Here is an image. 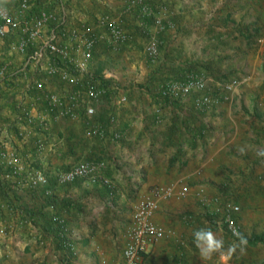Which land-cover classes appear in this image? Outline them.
I'll return each instance as SVG.
<instances>
[{
  "label": "crops",
  "instance_id": "crops-1",
  "mask_svg": "<svg viewBox=\"0 0 264 264\" xmlns=\"http://www.w3.org/2000/svg\"><path fill=\"white\" fill-rule=\"evenodd\" d=\"M148 1L156 9L166 7V16L174 23L173 28L157 33L153 20H142L137 11L123 14L127 0H35V9L44 6L65 15L71 28L86 23L98 33V16L122 17L125 30L133 36L132 42L120 51L101 44L94 59L100 48L127 64L129 55L142 51L140 54L145 56V61L139 68L145 66L147 73L137 80L131 75L120 80L116 74L109 73L106 66L100 67L101 74H98L100 68L95 71L90 67L95 76L105 75L110 83L111 92L98 105L93 118L94 124L108 130V136L103 140L92 137L82 120L64 119L51 121L48 131L36 132L28 142L21 141L15 121L17 104L23 101L32 105L35 97L26 95V85L32 77L45 76L33 70L26 77L20 76L14 82L0 85V143L8 136L10 145L24 157L25 163L36 162L48 174L58 212L65 219L76 246L74 254L60 249L48 205L43 199L46 188L40 187L34 192L18 191L24 205L37 213L36 225L19 228L8 238L0 234V239L8 243L16 241L13 244L17 248L16 254L1 256L0 264H117L122 259L128 241L127 228L135 210L151 196L155 186L176 185L188 193L181 199L160 202L153 222L173 235L149 248L146 264H173V260L179 261L180 255L184 257V254L182 261L189 262L194 230L210 228V222L201 223L194 218L206 214L207 210L196 196L201 187L209 200H236L233 202L243 210H261L264 111L260 110L257 97L249 96L244 101L246 108L243 111L232 110L238 92L231 102L200 112L192 97L168 101L160 98L157 92L161 81L183 79L196 67L205 74L217 76L222 62L235 52L228 51L226 56L221 48L224 45L229 49L239 48L244 44L242 42L249 41L241 34V30L246 31L240 28L242 19L235 20L227 7L217 10L219 4L209 13L207 2L213 0ZM12 4L16 6L15 0H0L2 6L12 8ZM71 12L78 15L71 16ZM231 23L235 24L230 26ZM221 25H227L225 30L219 28ZM152 34H157L159 40V57L154 62L145 52ZM16 39L0 40V66L5 60L12 63L14 70L22 66L24 57L9 50L10 41ZM203 54L207 62L197 66V59ZM75 89L57 77L45 84V91L63 97H68ZM121 96L128 97L126 104L119 103ZM159 106H162L163 114L158 122L155 111ZM38 110L37 113L46 112L40 104ZM111 119H114L113 123ZM114 134H119L120 138L114 139ZM39 137L44 138L46 148L37 157L35 145ZM85 161L104 163L103 174L114 183L115 189L85 179L67 185L57 184V171L68 170ZM25 213L5 210L1 216L14 225ZM239 215H236L237 221L244 224L245 218ZM33 233L42 236L46 245L35 242Z\"/></svg>",
  "mask_w": 264,
  "mask_h": 264
},
{
  "label": "built area",
  "instance_id": "built-area-1",
  "mask_svg": "<svg viewBox=\"0 0 264 264\" xmlns=\"http://www.w3.org/2000/svg\"><path fill=\"white\" fill-rule=\"evenodd\" d=\"M16 7L11 9L0 5V40L10 41L9 50L24 57L22 66L14 70L10 61H4L0 66V85L14 82L20 76L26 77L30 71H39L45 77L35 76L26 85V95L35 97L34 103L17 104L15 121L19 127L18 138L28 142L36 132L48 131L51 121L82 120L87 125L92 137L105 139L108 130L104 126L94 124L93 118L97 114L98 105L111 92L110 87H100L97 77L90 71V64L94 59L96 49L106 45L113 51H120L129 45L133 36L125 30L122 17L104 14L96 19L95 28L82 23L79 28H71L65 15L46 7L35 9V0H15ZM64 8V4H61ZM138 12L142 20H153L157 33L174 27V23L166 16V7L154 8L148 0H127L123 14ZM157 35V34H156ZM153 35L145 49L151 61L159 57V40ZM59 78L61 82L70 84L76 89L63 97L56 92L45 91V84L51 78ZM105 79H109L104 75ZM246 78H234L213 88L211 80L203 73L192 72L183 79H167L158 84L157 92L163 100H178L193 98L195 108L205 112L223 103L232 101L233 96L246 83ZM37 101V102H36ZM127 96H121L119 103L126 104ZM38 104L45 108L44 113L38 110ZM158 122L162 119L163 108L156 109ZM114 122V119H111ZM41 136V135H40ZM5 136L0 143V165L4 168L3 178L16 191L34 192L38 188H46L43 199L49 200L47 209L56 230L59 247L67 253L74 254L76 246L70 236L69 227L58 212V203L54 191L50 186V178L36 162L25 163L24 157L10 145ZM119 139V134L113 135ZM37 157L45 151L46 144L43 137L36 141ZM104 163L85 161L68 170H59L55 178L59 185H67L85 179L92 184H102L115 189L114 183L103 174ZM186 189H179L176 185L155 186L151 196L147 197L135 210L134 217L127 228V244L122 259L117 264H146L145 255L149 248L171 237L162 227L153 222V216L159 209L161 201L181 199L187 196ZM196 196L207 207L206 216L214 221V226L224 228L236 238L235 233L241 234V225L235 216L241 212V206L231 201L221 202L215 198L205 197V190L201 187ZM212 204H215L213 208ZM13 212V211H11ZM186 219H189L188 217ZM209 221V222H210ZM35 219L28 217L17 224H8L0 216V234L7 237L19 228L35 227ZM33 240L41 246L46 245L44 238L36 233ZM176 264H184L182 260Z\"/></svg>",
  "mask_w": 264,
  "mask_h": 264
},
{
  "label": "rangeland",
  "instance_id": "rangeland-1",
  "mask_svg": "<svg viewBox=\"0 0 264 264\" xmlns=\"http://www.w3.org/2000/svg\"><path fill=\"white\" fill-rule=\"evenodd\" d=\"M217 4H219L218 9ZM207 5L209 13H211L215 8L217 10H223L227 7L228 10L232 11L233 18L235 20L242 19L239 23L241 26L240 28H245L247 34L251 36V38L249 41L242 42L244 44L240 45L239 48L236 46L229 49L226 45L221 48V50L224 49L226 54L228 51L235 52L230 58L226 57L228 58L227 60L225 58V62H222L219 71H216L217 76H212L207 73L205 74L203 71L201 72V70H198L199 67H196V70L194 71L207 75L211 80L213 88H217L219 84L234 78H246V83L238 90V98L232 102V110H236L237 112L240 110L243 111L244 107L246 108V103H244V101L248 100L249 96H256L259 104H261L259 106L260 110L264 111V0H213L207 2ZM11 7V9H14L16 6L14 7V4H12ZM69 10L72 12L74 11L71 8ZM72 12L71 16L78 15L75 12ZM78 18L80 19L81 16ZM234 24L235 23H231L229 25L233 26ZM221 27L225 30L227 25H221L219 28ZM208 51L209 50H207L206 54ZM140 53H142V51ZM140 53L138 52L139 55L133 54L128 56V58H130L129 65V63L125 64L127 61L120 60L119 57L112 55L110 52H104V50L99 48V52L97 54L98 56L93 59L90 67L92 66V70L97 71L101 66H106L108 72L116 74L119 76L120 80L130 75L134 77V80H137L141 75L144 76L147 73V71H145V66L139 68V65L145 61V56H141ZM204 55L205 54L202 56L200 55L199 59H197V66H204L206 64L207 61L205 60V57H203ZM226 56H228V54ZM132 65L134 66L133 70L130 69ZM262 179L263 178H261V181ZM260 196L259 208L261 210H255L253 212L252 210H243L241 206V213L239 216L245 218L244 224L242 221L240 222L241 234L247 239H252L255 236L264 238V184L262 185V192ZM247 199L248 198H246L245 201H248ZM251 201H253V199ZM194 218L195 220L198 219L196 220L197 222H209V218L206 214L197 215ZM209 226L217 234V236L223 238L225 241L224 250L205 258L200 255L195 245L190 243V253L187 258L189 262L184 261L185 264H264V243L251 246L247 242L246 245L237 247L234 252H227V248L233 243L238 244L239 240L231 236L224 228H215L212 225ZM0 241H3L2 243L0 242V257L12 256V254H16L17 248H14L16 244H13L16 243V241L13 243H8L7 240L5 241L2 239H0ZM185 256V254L184 257L180 255L179 260H183ZM173 262V264H176L177 260H173Z\"/></svg>",
  "mask_w": 264,
  "mask_h": 264
},
{
  "label": "trees",
  "instance_id": "trees-1",
  "mask_svg": "<svg viewBox=\"0 0 264 264\" xmlns=\"http://www.w3.org/2000/svg\"><path fill=\"white\" fill-rule=\"evenodd\" d=\"M241 34L247 40H250L251 36H249L246 31L241 30ZM101 73H102V68H100L98 70V74H101ZM96 77H97L96 80L99 83L100 87H107V88L110 87V83L108 82L107 79H105L103 77V75H101V77H99V75ZM4 174H5V170L0 165V216L2 215V213H4L5 210L6 211H15V212L16 211H20V212L26 211L25 216H22L23 219L28 218V217H33L35 219V223H36L37 213H35L34 211L32 212L27 206L24 205L19 192L16 190H13L10 183L3 178ZM44 201H46L47 204L49 202V200H46V199H44ZM227 201H231V200H227ZM231 202H233V201H231ZM43 208H44V206H43ZM235 219H236V216H235ZM50 221H51V219H50ZM209 221H210V218H209ZM51 225L53 226L52 222H51ZM210 225L215 227L214 221L211 220ZM53 228H54V226H53ZM215 228H217V227H215ZM55 232H56V230H55ZM236 239L239 240L238 237H236ZM247 241H248V244H250L251 246H256L259 243H264V238L255 236L252 239H247Z\"/></svg>",
  "mask_w": 264,
  "mask_h": 264
},
{
  "label": "clouds",
  "instance_id": "clouds-1",
  "mask_svg": "<svg viewBox=\"0 0 264 264\" xmlns=\"http://www.w3.org/2000/svg\"><path fill=\"white\" fill-rule=\"evenodd\" d=\"M239 238L238 244L233 243L227 248V252H234L237 247H242L247 244V238L239 232L235 233ZM193 244L199 251L202 257H210L214 253L224 250L225 241L223 238L217 236V234L207 227H202L194 230L193 232Z\"/></svg>",
  "mask_w": 264,
  "mask_h": 264
}]
</instances>
